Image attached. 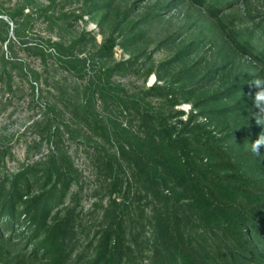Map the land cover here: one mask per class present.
Returning a JSON list of instances; mask_svg holds the SVG:
<instances>
[{
    "label": "rangeland",
    "instance_id": "rangeland-1",
    "mask_svg": "<svg viewBox=\"0 0 264 264\" xmlns=\"http://www.w3.org/2000/svg\"><path fill=\"white\" fill-rule=\"evenodd\" d=\"M263 27L264 0H233L218 16L209 15L194 0H0V184L8 189L12 177L31 165L33 173L42 175L50 153H67L75 171L69 192L53 213L74 209L75 232L67 239L69 264L85 263L93 254L102 205L109 196L106 170L94 153L96 143L87 140L89 135L99 138L69 112L73 102L84 99L83 89L106 83L130 99L146 95L151 110L168 113L163 95L145 93L157 83L177 91L181 101L173 110L197 112L214 103L228 107L229 130L264 128V107L258 108L254 98L264 91V61L257 62L231 38L234 31L244 33L242 38L253 32L256 42ZM109 38L114 46L103 54ZM2 54L9 60L3 61ZM78 58L85 59V66ZM182 89L191 90L187 98L180 96ZM232 91L238 95L230 96ZM243 94L246 99L237 104ZM216 95L221 102L213 100ZM206 99L213 102L204 105ZM66 100L71 101L67 106L62 102ZM97 108L140 132L133 108L122 112L118 100L106 107L98 102ZM38 191V185L31 187L30 192ZM145 202L141 205L148 213L154 204ZM135 203L131 207L137 210ZM140 226L138 221L133 225ZM145 228L141 241L151 237L150 226ZM1 233L3 238L9 235L8 230ZM16 240L5 244L7 253L32 250L28 237L20 244ZM144 254L139 259L146 263Z\"/></svg>",
    "mask_w": 264,
    "mask_h": 264
},
{
    "label": "trees",
    "instance_id": "trees-1",
    "mask_svg": "<svg viewBox=\"0 0 264 264\" xmlns=\"http://www.w3.org/2000/svg\"><path fill=\"white\" fill-rule=\"evenodd\" d=\"M194 2L209 15L218 16L223 5L233 0ZM234 32L231 38L237 46L263 62L264 46H259L264 42V27L256 42L253 32L243 38L244 33ZM108 40L103 54L111 53L114 46V39ZM1 57L9 60L4 54ZM78 60L85 66V59ZM152 92L164 96L168 113L151 110L146 95L130 99L106 83L83 89L84 99L73 102L69 110L97 133L98 140L94 135L87 140L96 143V160L106 170L108 184L109 200L102 205L94 251L83 264H264V148L256 154L249 147L264 134V128L229 130L228 107L206 99L203 104L212 107L197 112L173 110L181 101L177 91H166L154 83L145 91ZM190 93L182 89L179 94L187 98ZM235 94L232 91L230 96ZM213 97L215 102L222 101V97ZM110 100H118L122 112L133 108L138 113L140 132L102 115L97 103L106 107ZM62 102L65 106L71 103ZM53 116L58 119L57 114ZM107 142L115 146L109 149ZM31 169L34 165L20 169L8 189L0 184V264H69L67 239L75 232L74 209L69 207L62 214L53 209L70 190L73 161L67 153L52 152L42 175ZM35 184L40 191L32 193ZM76 195H72L74 200ZM143 199L154 204L148 213L141 205ZM134 202L137 210L131 207ZM17 203L22 209L18 210ZM137 221L141 226L133 227ZM147 224L151 237L141 241ZM3 230L9 231L7 238ZM27 237L32 240L30 252H6L5 244L16 239L20 244ZM144 252L146 263L139 259Z\"/></svg>",
    "mask_w": 264,
    "mask_h": 264
},
{
    "label": "clouds",
    "instance_id": "clouds-1",
    "mask_svg": "<svg viewBox=\"0 0 264 264\" xmlns=\"http://www.w3.org/2000/svg\"><path fill=\"white\" fill-rule=\"evenodd\" d=\"M255 103L258 108L264 107V91H259L255 97ZM260 125V121H256ZM261 148H264V134L258 136V138L252 142L253 152L256 154L261 153Z\"/></svg>",
    "mask_w": 264,
    "mask_h": 264
}]
</instances>
